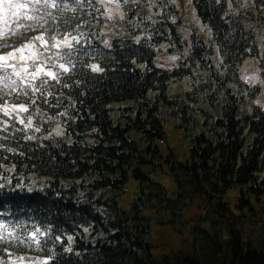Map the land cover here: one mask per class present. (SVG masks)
Returning <instances> with one entry per match:
<instances>
[{
	"label": "trees",
	"instance_id": "obj_1",
	"mask_svg": "<svg viewBox=\"0 0 264 264\" xmlns=\"http://www.w3.org/2000/svg\"><path fill=\"white\" fill-rule=\"evenodd\" d=\"M108 1L57 0L27 32L35 11L0 12L17 33L0 43L78 38L45 53L57 80L4 96L28 111H0V264H264V106L241 76L264 50V0H192L206 36L171 0ZM170 119L184 159L163 150Z\"/></svg>",
	"mask_w": 264,
	"mask_h": 264
},
{
	"label": "snow or ice",
	"instance_id": "obj_2",
	"mask_svg": "<svg viewBox=\"0 0 264 264\" xmlns=\"http://www.w3.org/2000/svg\"><path fill=\"white\" fill-rule=\"evenodd\" d=\"M116 4L117 10H119L120 3L119 0H110ZM124 3H128V0H123ZM135 2V0H134ZM191 2V0H189ZM42 6V7H38ZM57 0H0V12L6 10H11L13 15H17L19 10L32 9L36 12V15H28L27 20L31 21L30 24H17L18 29H23L24 32L30 30H36L43 28V24L47 21L45 20V15H50V13H44L42 8H56ZM112 9H109V15H111ZM15 31L6 32L0 29V41L5 40L10 35H16ZM209 34L211 32L209 31ZM21 39L24 41L17 46H11L9 44L0 43V72L4 75L0 76V111H3L5 114H9L11 111H21L27 112L28 107L23 103H13L11 109L8 106V102L4 99L5 95H12L13 92H19L21 89L27 88L31 89L33 93L40 92L41 89L38 87L34 81L40 79L41 75L51 77L54 80H57L59 77L51 69L45 70V65L50 56H45L46 52L50 51V48L60 49L66 47L68 49L72 48V40H77V37H72L71 39L68 36H65L61 40H56L53 38L51 45L49 40L45 39L43 33L35 36H26L23 32L20 33ZM37 42L39 46H37ZM25 52L30 53L25 55ZM57 56L60 55L59 52L56 53ZM175 59V57H172ZM31 61V65H29ZM33 68V71H29V67ZM59 67L64 71H69L70 69L66 67L65 64H59ZM93 70L99 71V67L93 65ZM19 69V70H18ZM9 70H11L9 72ZM24 73L22 75L21 73ZM16 77V79H13ZM19 81V83H18ZM41 85L46 84L47 80H40ZM23 95L27 96L28 91H23ZM35 100H32L31 103L35 104ZM21 123H24L21 120ZM31 126L30 124L28 125ZM39 130V129H37ZM0 188H3V185H0ZM6 225L0 223V229H6ZM11 235V234H9ZM7 237L0 236V239H6ZM32 238L38 243L36 233H32Z\"/></svg>",
	"mask_w": 264,
	"mask_h": 264
},
{
	"label": "rangeland",
	"instance_id": "obj_3",
	"mask_svg": "<svg viewBox=\"0 0 264 264\" xmlns=\"http://www.w3.org/2000/svg\"><path fill=\"white\" fill-rule=\"evenodd\" d=\"M175 6L179 9L180 13L182 14L183 21L185 25H187L188 30L191 32L195 28L200 29V34L206 36V31H203V25L197 15L193 2H189V0H171ZM110 2V1H108ZM116 8V5L114 9ZM196 30V29H195ZM190 34V33H189ZM261 35L260 45L262 49L264 48V27L262 31L259 32V36ZM264 50L261 52L260 57L264 62ZM161 54L158 55L159 63L164 64L163 60L160 59ZM260 57H251L247 59L242 68H241V76L243 79L252 82L253 84H257L261 87L260 94L257 97V102L264 106V77H262V72L264 71V66L261 65ZM171 57H168L170 59ZM168 138L165 142H163V150L166 151L169 147L174 150L176 155L180 159H184L188 153V141L183 137L182 131L175 127V123L173 119H170L168 122ZM152 178L162 184L164 188L167 190L168 194H173L176 190V183L173 178L164 173V172H155L152 175ZM133 190V186L130 187L129 192ZM237 189L233 188L229 190L228 199L231 202L233 208L235 207L236 197H237ZM195 209H193L194 211ZM203 214H206L205 211ZM240 226L244 229L245 236L253 237L255 235L252 234V228L254 227L251 223L245 220H239ZM160 232L165 236L166 239H177V237L172 234L171 230L164 228L160 230ZM163 237V236H162ZM178 241V239H177Z\"/></svg>",
	"mask_w": 264,
	"mask_h": 264
}]
</instances>
